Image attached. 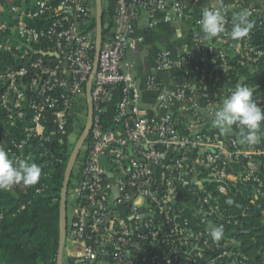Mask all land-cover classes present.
Masks as SVG:
<instances>
[{"label":"built area","instance_id":"built-area-1","mask_svg":"<svg viewBox=\"0 0 264 264\" xmlns=\"http://www.w3.org/2000/svg\"><path fill=\"white\" fill-rule=\"evenodd\" d=\"M19 1L9 19L0 16V35L9 32L16 40L0 43V51L19 60L0 74V113H8L12 128L27 124L26 138L5 150L9 156L30 159V139L51 153L55 145H70L76 129L84 135L92 79V126L68 189L66 243L75 249L73 264H259L239 236L243 223L222 202L240 192V183L253 184V198H264V147L260 141L241 143L237 126L229 135L214 126L207 131L206 124L222 99L245 85L242 70L264 65V37H252L250 30L242 40L230 38L232 4L215 7L223 9L225 32L205 41L199 21L208 0H107L113 27L103 28L93 74L96 0ZM234 5L264 29V0L261 8L246 0ZM173 21L188 25L189 43L176 58L170 52L158 56L147 82L158 100L147 110L139 105L128 55L143 42L139 30ZM167 69L175 70L173 91L159 86L158 74ZM216 85L218 91L208 95ZM118 88L113 129L106 130L101 117ZM253 99L264 109V98ZM258 210L264 218V208ZM209 224L223 227L219 241L207 231Z\"/></svg>","mask_w":264,"mask_h":264},{"label":"trees","instance_id":"trees-1","mask_svg":"<svg viewBox=\"0 0 264 264\" xmlns=\"http://www.w3.org/2000/svg\"><path fill=\"white\" fill-rule=\"evenodd\" d=\"M1 4H5L11 14V8L20 5V1L16 0L11 5L6 0H0ZM7 14L0 13V16L6 20L10 18V14ZM113 15L111 5L104 9V30L113 27ZM37 25V22L31 23L32 27ZM199 32L203 34L202 29ZM251 35L254 38L264 37V29L260 30L253 26ZM8 40L16 42L9 32L0 35V43ZM18 61V57L12 53L0 51V74L16 68ZM249 83L260 87L257 96L264 98V74L250 80ZM114 94V100L108 105L107 113L101 117L106 130L113 129V118L117 114L121 99L120 88L116 89ZM26 126L27 124L23 122L12 128L8 125V113H0V147L6 150L12 140L25 139ZM259 141L264 147V123L261 124ZM51 150L50 159H47V156L41 153L37 141L30 139L26 154H31V157L24 160L40 166V180L30 187L19 184L8 191L0 190V264H58L61 192L71 148L68 151V146L55 145ZM239 168V165L235 166V170ZM237 188L240 192L234 191L229 197H225L222 203L226 210L236 214L243 223L238 227L241 231L239 236L244 240L248 252L257 256L259 264H264V218L258 210L260 207L264 208V198H253L255 193L253 184L240 183ZM183 214L186 216L187 213ZM69 264H73V260H70Z\"/></svg>","mask_w":264,"mask_h":264},{"label":"clouds","instance_id":"clouds-1","mask_svg":"<svg viewBox=\"0 0 264 264\" xmlns=\"http://www.w3.org/2000/svg\"><path fill=\"white\" fill-rule=\"evenodd\" d=\"M203 33V40L210 41L225 32V17L222 8H209L203 11L199 21ZM252 22L249 13L240 11L232 18L230 38L239 41L245 38ZM212 123L221 134L233 131V126L240 129L241 143L249 145L258 143L261 134V124L264 123V109L253 99V90L247 85H237L230 95L222 99L221 104L212 113ZM41 168L34 162L13 160L0 147V190L8 191L14 186L23 184L30 187L38 183ZM231 201H228L230 203ZM207 231L213 240L219 241L223 235V227L209 224Z\"/></svg>","mask_w":264,"mask_h":264},{"label":"crops","instance_id":"crops-1","mask_svg":"<svg viewBox=\"0 0 264 264\" xmlns=\"http://www.w3.org/2000/svg\"><path fill=\"white\" fill-rule=\"evenodd\" d=\"M187 3H192V0H186ZM235 0H208L204 1L201 5L203 9L219 7L223 4H232L233 14L240 12L241 10L234 7ZM16 0H10L12 5ZM21 3V2H20ZM246 3L249 6L262 7L263 0H246ZM159 19L163 17L162 14H158ZM137 35L143 37V42L137 45L135 50H132L128 55V61L133 64L131 69L132 74L136 77L138 82V91H139V105L147 110H153L156 106L158 100V93L148 89V78L152 69L157 64L158 56L162 52H170L173 57L176 58L178 52L182 49H186L189 43L190 29L185 22L173 21L170 23L160 22L155 30H139ZM158 43L162 45L163 48L158 47ZM242 76L245 82V85L252 88L253 98L257 97L260 87L253 86L249 83L250 80L258 78L264 74V65L259 69H250L245 68L242 70ZM175 70L167 69L158 74L159 86L165 88L169 91L175 89L174 82ZM218 85L214 88H209L207 91L208 95H212L215 91H218ZM203 104V101L201 102ZM172 114H175L176 110L173 109L170 111ZM178 119L188 120V116L183 114H176ZM207 131L213 132V124L208 121L206 124ZM229 135H234L235 132L228 133ZM74 247L70 242L66 243L62 264L69 263L72 260V257L75 253ZM106 264V263H103Z\"/></svg>","mask_w":264,"mask_h":264},{"label":"water","instance_id":"water-1","mask_svg":"<svg viewBox=\"0 0 264 264\" xmlns=\"http://www.w3.org/2000/svg\"><path fill=\"white\" fill-rule=\"evenodd\" d=\"M96 11H97V29H98V38H97V49H96V60L93 74H95L98 65V55L101 49L102 44V34H103V3L102 0H96ZM91 86H92V79L90 80L87 93L89 97V109L91 118L87 124L86 133L82 136V138L78 141L74 151L69 159V163L65 173L64 184L61 192V239H60V246L58 252V264H62L63 253L66 245L67 240V223H68V216H67V201H68V189L70 186L72 174L74 171V167L80 152L82 145L87 141L91 126H92V116H93V105L91 101ZM254 91V90H253ZM47 156V159H50L49 152L44 150L41 151Z\"/></svg>","mask_w":264,"mask_h":264},{"label":"rangeland","instance_id":"rangeland-1","mask_svg":"<svg viewBox=\"0 0 264 264\" xmlns=\"http://www.w3.org/2000/svg\"><path fill=\"white\" fill-rule=\"evenodd\" d=\"M7 1V3H9L10 2V0H6ZM102 3H103V13H104V9H106L108 6H109V4H108V1L107 0H102ZM10 4V3H9ZM0 13L1 14H7V15H9L10 14V12H8V10H7V7H6V5L5 4H1L0 5ZM6 15V16H7ZM103 16H104V14H103ZM9 19V18H8ZM158 47L159 48H163L162 47V45L161 44H159L158 43ZM82 126H84L85 127V129L87 128V125L85 126V125H82ZM82 132L83 131H79L78 129H76L74 132H73V134L71 135V137H70V145H68V151L70 150V148H71V153H68V155L70 154V157H71V155H72V153H73V151H74V148L76 147V145H77V143H78V141L82 138V136H83V134H82ZM68 163H69V161H68ZM68 163H67V166H68ZM74 179H73V177H72V181H73ZM67 211H68V213L70 212V200H69V202H68V204H67ZM67 264H69V263H67Z\"/></svg>","mask_w":264,"mask_h":264}]
</instances>
